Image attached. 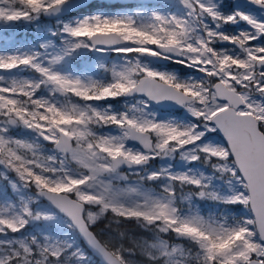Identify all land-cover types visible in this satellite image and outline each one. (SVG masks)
I'll return each instance as SVG.
<instances>
[{"label": "snow or ice", "instance_id": "obj_1", "mask_svg": "<svg viewBox=\"0 0 264 264\" xmlns=\"http://www.w3.org/2000/svg\"><path fill=\"white\" fill-rule=\"evenodd\" d=\"M22 24L0 264H264V0H0Z\"/></svg>", "mask_w": 264, "mask_h": 264}, {"label": "rangeland", "instance_id": "obj_2", "mask_svg": "<svg viewBox=\"0 0 264 264\" xmlns=\"http://www.w3.org/2000/svg\"><path fill=\"white\" fill-rule=\"evenodd\" d=\"M245 10H248V9H245ZM242 24L243 22H241V25H235L232 28L231 26L229 27V25H225L224 29L226 31L235 32L239 30V27L242 26ZM0 35L5 36V37L11 35L14 41L22 42V38L24 37L33 38L35 33L33 29H30L27 25L22 24V25L14 27V31H11L9 33H3ZM0 44H2V40H0ZM127 227L132 228L133 226L127 225Z\"/></svg>", "mask_w": 264, "mask_h": 264}, {"label": "water", "instance_id": "obj_3", "mask_svg": "<svg viewBox=\"0 0 264 264\" xmlns=\"http://www.w3.org/2000/svg\"><path fill=\"white\" fill-rule=\"evenodd\" d=\"M120 2H126V0H120ZM128 2H130V0H128ZM243 2H247V0H243Z\"/></svg>", "mask_w": 264, "mask_h": 264}, {"label": "trees", "instance_id": "obj_4", "mask_svg": "<svg viewBox=\"0 0 264 264\" xmlns=\"http://www.w3.org/2000/svg\"><path fill=\"white\" fill-rule=\"evenodd\" d=\"M131 226V225H130Z\"/></svg>", "mask_w": 264, "mask_h": 264}]
</instances>
